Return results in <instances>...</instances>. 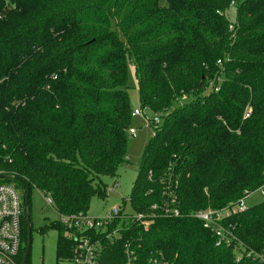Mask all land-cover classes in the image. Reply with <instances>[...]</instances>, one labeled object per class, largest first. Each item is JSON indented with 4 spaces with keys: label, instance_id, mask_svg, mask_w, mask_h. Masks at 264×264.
<instances>
[{
    "label": "trees",
    "instance_id": "16d2710c",
    "mask_svg": "<svg viewBox=\"0 0 264 264\" xmlns=\"http://www.w3.org/2000/svg\"><path fill=\"white\" fill-rule=\"evenodd\" d=\"M127 60L141 109L160 120L129 196L134 211L160 201L169 171L183 214L225 209L264 183V0H0V176H9L0 185L21 195L20 263L25 181L28 206L35 189L59 220L85 216L105 196L101 178L128 162ZM51 227L57 261L70 260L66 228ZM225 228L236 241L216 246L194 218L157 219L142 233L141 256L156 249L166 264H258L264 201ZM108 254L105 264L121 263Z\"/></svg>",
    "mask_w": 264,
    "mask_h": 264
},
{
    "label": "built area",
    "instance_id": "2783aa9c",
    "mask_svg": "<svg viewBox=\"0 0 264 264\" xmlns=\"http://www.w3.org/2000/svg\"><path fill=\"white\" fill-rule=\"evenodd\" d=\"M232 6V5H231ZM233 31V26H228ZM218 91V88H215ZM131 118L144 119L146 128L157 129L160 120L145 110H134ZM248 118L245 114L244 119ZM154 133V132H153ZM134 136L136 131L130 129ZM153 183L151 173L147 176ZM159 202H154L144 212L134 211L129 215L124 208L117 207L106 216L96 219L87 216H61L59 224L66 228L67 237L73 242L72 264H105L108 253L120 254L119 264H166L161 251H150L142 258V233L147 232L151 223L157 219H180L190 217L201 222L217 240L216 246H230L236 238L232 229H224L226 220L247 210L244 201L252 195L247 193L236 203L222 210L197 211L183 214L179 208L178 181L173 171L167 172L159 182ZM155 192V190H154ZM151 189L147 194H152ZM264 197V183L256 191ZM254 193V194H256ZM45 204L52 207L50 196H44ZM23 206L20 193L11 185H0V264H21ZM118 257V256H117ZM258 264H264V255H255ZM22 262V261H21Z\"/></svg>",
    "mask_w": 264,
    "mask_h": 264
},
{
    "label": "rangeland",
    "instance_id": "374dc122",
    "mask_svg": "<svg viewBox=\"0 0 264 264\" xmlns=\"http://www.w3.org/2000/svg\"><path fill=\"white\" fill-rule=\"evenodd\" d=\"M161 2L165 4L166 0H161ZM236 17V11L230 8L227 12L228 21L235 23ZM126 72L127 81L124 90L127 93L129 105L133 112L134 110H140L141 104L137 85V72L133 62L129 60L126 61ZM130 129L136 131L134 136L130 134ZM130 129L126 133L125 157L128 162L118 167L114 178H101L105 196H96L91 199L86 212L87 218L104 217L117 207L124 208L129 215L134 214L129 196L138 183L137 176L142 168L144 149L153 140L158 128L151 130L146 128L144 119L132 118ZM259 188L260 186L250 190L252 195L244 201L247 209L264 201V197L256 193ZM29 214L31 231L28 264H72L68 259L62 258L58 261L56 259L59 231L52 228L51 224L58 222L59 216L52 207L45 204L44 195L35 189L30 193ZM62 236L67 237V233L62 232Z\"/></svg>",
    "mask_w": 264,
    "mask_h": 264
},
{
    "label": "water",
    "instance_id": "95a60500",
    "mask_svg": "<svg viewBox=\"0 0 264 264\" xmlns=\"http://www.w3.org/2000/svg\"><path fill=\"white\" fill-rule=\"evenodd\" d=\"M9 176L8 175H2L0 176V179H8ZM25 185V201H26V208H25V216H26V222H27V242H26V247L24 250V254H23V258H22V262L21 264H26V260L28 258L29 255V251H30V231H31V227H30V214H29V206H28V200H29V185L28 183L25 181L24 182Z\"/></svg>",
    "mask_w": 264,
    "mask_h": 264
}]
</instances>
